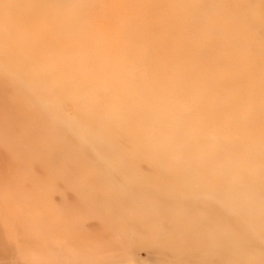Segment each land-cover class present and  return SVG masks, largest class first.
<instances>
[{
    "label": "rangeland",
    "instance_id": "374dc122",
    "mask_svg": "<svg viewBox=\"0 0 264 264\" xmlns=\"http://www.w3.org/2000/svg\"><path fill=\"white\" fill-rule=\"evenodd\" d=\"M0 264H264V0H0Z\"/></svg>",
    "mask_w": 264,
    "mask_h": 264
}]
</instances>
